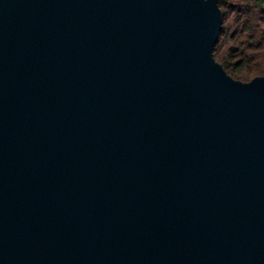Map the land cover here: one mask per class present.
I'll list each match as a JSON object with an SVG mask.
<instances>
[{"label":"water","instance_id":"95a60500","mask_svg":"<svg viewBox=\"0 0 264 264\" xmlns=\"http://www.w3.org/2000/svg\"><path fill=\"white\" fill-rule=\"evenodd\" d=\"M217 0H0V264H264V74Z\"/></svg>","mask_w":264,"mask_h":264},{"label":"trees","instance_id":"16d2710c","mask_svg":"<svg viewBox=\"0 0 264 264\" xmlns=\"http://www.w3.org/2000/svg\"><path fill=\"white\" fill-rule=\"evenodd\" d=\"M222 27L215 58L232 76L249 80L264 74V0H217Z\"/></svg>","mask_w":264,"mask_h":264},{"label":"bare ground","instance_id":"6f19581e","mask_svg":"<svg viewBox=\"0 0 264 264\" xmlns=\"http://www.w3.org/2000/svg\"><path fill=\"white\" fill-rule=\"evenodd\" d=\"M222 31V30H221ZM219 37V36H218Z\"/></svg>","mask_w":264,"mask_h":264}]
</instances>
